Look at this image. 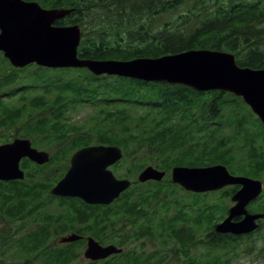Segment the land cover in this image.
Segmentation results:
<instances>
[{"label": "trees", "instance_id": "1", "mask_svg": "<svg viewBox=\"0 0 264 264\" xmlns=\"http://www.w3.org/2000/svg\"><path fill=\"white\" fill-rule=\"evenodd\" d=\"M39 1L54 7L74 8L58 23H79L84 27L79 46V56L83 58L133 59L158 57L192 48H210L235 53L239 65L264 68V0ZM49 69L39 67L35 77L38 85L44 84V97L33 99L35 94L30 95V90L35 88L36 83L22 82L14 86L24 87L16 103L7 102L4 98L16 92V89L9 91L10 88L6 87L15 80L14 76L7 73L0 77V124H5L7 128L17 127L14 129L16 134L21 129L37 133L42 142L57 148L47 164L35 163L32 166V162L26 160L25 163L32 168L26 171L24 180L0 181V226L5 227L1 230L10 232L7 226L16 224L17 231H20L26 228L28 222L34 226L20 238L15 231L3 236L0 246L7 245L35 255L29 260L30 264L35 261L40 264H168L167 254H162L164 248L147 251L145 242L140 243V248L123 247L129 240L132 242L160 235L165 237L163 240L166 239L164 245L170 240L178 243L173 247L178 250L179 264H200L201 261H204L202 264H230L239 251L236 248L227 253L213 251L212 248L225 239V235L219 233H216L220 236L219 240L215 238L210 243L212 247L206 251L205 260L198 261L191 255L193 247L208 242L200 234L205 232V223L211 221L210 212L222 205L205 202L204 197H200L203 194L196 193H192L196 197L193 202H179L175 195H169L176 194L177 189L182 187L171 180L166 186L163 184L165 180L155 186H146L148 182L136 180L135 187L118 199L119 209L116 203L90 206L79 198H62L72 202L80 200L86 208L95 210L87 223L81 226H74L79 221L77 212L50 215L44 206H37L33 194L26 193L34 186L32 182L30 186L26 182L28 177L39 176L38 181L44 182L47 187L54 185L62 176L60 171L68 165L67 156L76 148L94 141L118 144L126 150L127 157L145 152L154 161L163 158L155 165L168 171L175 164L198 166L224 163L233 168L231 164L241 152V145L249 152L246 156L248 160L244 163V160L240 161L238 169H233L261 177L260 171L264 170V137L254 133L250 144L248 141L241 144L239 139L243 138L242 134L238 130L234 132L238 125L227 121L235 115H244L243 124L251 121L249 112L241 110L248 106L242 97L219 89L201 91L180 83L116 75L97 76L86 68H55L52 71H61L62 76L53 72V76L48 78L52 79V83L47 85L49 82L38 78H45L44 71ZM37 99L41 101L36 103ZM87 106L92 112L81 122L75 121L73 115ZM257 141L260 143L255 145ZM241 157L244 159L243 155ZM146 158H140L132 166L135 174L148 164ZM53 163L56 166L50 170ZM12 184H18V187L7 190L6 186ZM142 187L145 189L138 191ZM16 192L23 194L14 196ZM163 192L166 194L162 195ZM49 196L54 197L52 194ZM123 197L124 203L119 201ZM134 200L136 219L143 216L140 211L156 212L157 206L160 212L167 214L173 210V203L177 202L178 208L168 217H163L159 226H153L152 221L150 226H126ZM191 221L193 226H190ZM128 227L131 233L127 232ZM70 229L93 235L101 243L111 239L124 249L106 259L83 258L79 261L80 247L85 243L83 239L56 245L49 242L54 235ZM124 230L121 236L120 232ZM114 232L120 238H112ZM228 253L232 255L227 256Z\"/></svg>", "mask_w": 264, "mask_h": 264}, {"label": "water", "instance_id": "2", "mask_svg": "<svg viewBox=\"0 0 264 264\" xmlns=\"http://www.w3.org/2000/svg\"><path fill=\"white\" fill-rule=\"evenodd\" d=\"M72 8L46 9L37 1L0 0V50L17 66L36 61L49 67H86L96 75L111 74L143 80L180 83L197 90L220 89L241 96L264 123V68L241 66L230 51L192 48L159 57L133 59H94L78 55L82 38L80 24L53 25L71 13ZM124 155L117 145L85 146L75 151L71 166L53 186L51 193L77 196L89 203H111L132 183L118 178L109 166ZM28 157L40 164L50 160V154L32 146L28 138H16L0 144V180L25 178L21 160ZM166 171L154 165L146 166L138 175L140 181L162 180ZM172 181L187 190L206 192L226 185L240 184L233 195L236 204L220 222L218 232L248 233L258 228L257 219L264 213H249L247 204L264 190L261 179L233 174L223 163L207 166L176 165ZM245 215L240 221L235 216ZM83 235L71 232L61 236L60 242H73ZM123 249L116 244H102L93 236L87 237L84 255L98 260Z\"/></svg>", "mask_w": 264, "mask_h": 264}, {"label": "rangeland", "instance_id": "3", "mask_svg": "<svg viewBox=\"0 0 264 264\" xmlns=\"http://www.w3.org/2000/svg\"><path fill=\"white\" fill-rule=\"evenodd\" d=\"M2 60V61H1ZM0 76H2L3 74H6L7 72H11V64L8 63V61L3 60V57L0 55ZM18 73L20 74H25V75H29L30 77H32L34 75L35 72V67L34 66H27L23 69L17 70ZM53 72L56 76H62V72L58 71V70H46L44 71L45 74V78H41L39 77L38 80H44L49 82L47 85H50L52 82V79H48L51 76H53ZM68 75V73L66 74ZM31 80V79H29ZM27 80V81H29ZM37 81V80H36ZM19 82H24V81H18L15 80L13 82V84H11L10 86L13 87L15 86V84L19 83ZM38 82V81H37ZM51 82V83H50ZM38 85V84H36ZM44 85L40 84L38 86H36V94L34 97H39L42 96L44 97V94L46 92H44L43 88ZM20 95V90L17 92V96H14L13 98L16 99L18 98V96ZM50 97H52V95H49ZM41 101V99H37L36 103ZM15 102V101H12ZM33 102V101H32ZM34 103V102H33ZM248 107V108H247ZM247 107H242V112H249V116L251 121H247L245 124H243L244 121V115H235L232 116V118H227L228 122H234L236 125H238V127H236V130L234 129V132H236L237 130L242 134L241 136H243V138L239 139V142L242 144L244 142H249V144L252 142L251 139L254 137V133H260V137L263 138L264 137V126H262V122L260 120V118L257 117V115L255 113H253L252 110H250L249 106ZM249 109V110H248ZM92 112L91 107L87 106L86 108H84L83 110H80V112H78L76 115H73V119L75 121H79L82 120L88 113ZM28 115V114H27ZM33 115L34 117L37 116L35 109L33 110ZM27 117V116H26ZM33 121V120H32ZM240 121V123L238 122ZM242 122V123H241ZM17 127L12 126L10 128H7L5 124H0V143L3 142H7L9 140H13L15 137H29L32 139L33 141V145L40 148V149H45L48 150L51 154H53L56 151V147L54 145H51L49 143H44L41 141V136L37 133L33 134V133H27L24 129H21L20 132L18 134H16V132L14 133V129H16ZM231 130V128H230ZM13 133V134H12ZM31 135V136H30ZM239 137V136H238ZM247 142V143H248ZM260 141L256 142L255 145L259 144ZM93 144H97V142L94 141ZM241 148V152L237 151L239 153L238 157H235V161L233 164H231L233 166V168L238 169V164L240 161L247 162L248 158L246 157L249 152L240 145ZM260 149V148H259ZM74 152V150H73ZM69 154L66 158V163L68 164L66 168H64V170L59 174L62 173V176L60 178H62L64 176V174L66 173V171L68 170L69 166H70V157L72 155V153ZM235 153V152H234ZM243 155L244 159H240L242 158L241 156ZM147 157V161L145 166L152 164L155 165V162H157L158 160H162L163 158H159L157 159L156 157H154V159H152L148 154H146L145 152H143L142 154H138V155H131L128 158H124L123 160H121V162L119 161L118 163H116L114 166H112V169L114 170V172L116 173V175H118L119 177H131L133 179H136V177H138V174L140 172V170H138L135 174V170H131L132 166L135 165V162L137 160H139L142 157ZM149 156V158H148ZM239 158V160H238ZM247 158V159H245ZM238 160V161H236ZM29 163H23L22 162V168L25 171H31L32 166L35 165V163L32 162V166H28ZM56 166L55 163L50 165V170L53 169ZM144 166V167H145ZM156 166V165H155ZM143 167V168H144ZM142 168V169H143ZM172 168V167H171ZM170 168V170H171ZM233 168L230 167V170L232 172H240L239 170H234ZM167 170V169H165ZM131 171L130 176H128V172ZM167 172L169 173V171L167 170ZM261 177H259L260 179L264 180V170H261ZM136 175V176H135ZM59 178V179H60ZM58 179V180H59ZM39 176H31L28 177V181L26 182V185L30 186V182H32V190H26L27 195H29L30 193L33 194L32 197H34L35 199V203L37 206H44L46 208V211L50 214V215H55L56 213H62V212H69V211H74L77 212V218L79 219V221L74 223V226H81L83 224H86L88 221V218L90 216H92V211H95L93 209H89L86 208L82 202L79 200L77 201H67V200H63L66 197H50L49 194L50 193V189L53 186H49L47 187L45 185L44 182H39ZM171 180L170 176L167 177L164 181V186L167 185L168 181ZM157 181L155 180H150L148 181V183L146 184V186L150 185V186H155V185H160L161 181H158V183L156 184ZM56 183V182H55ZM18 184H12V185H7L6 189L10 190V189H15L17 188ZM20 185V184H19ZM162 185V184H161ZM145 186V187H146ZM233 187V186H231ZM234 188V187H233ZM145 188H140L138 191H142ZM230 191H233L230 187H225L224 189L221 190H217V191H213V192H208L205 193L203 195H201L200 197L205 199V202L211 203L214 206L218 203L220 204V206L222 205V207H220L219 209H215L213 212H210V217L209 219L211 220L210 222L205 223L204 226L205 227V232H203V234L200 236H204V239H207L208 242L204 243V244H199L198 247H193V250L191 252V255L194 258H197L198 261L200 260H205L206 259V251H208L212 245L210 244L211 242L215 241V238H217L219 240L220 236L216 235V225L219 224L222 219L228 214L229 212V208L232 204V201L230 199L231 194H228ZM166 192V191H165ZM163 192L162 195H165L166 193ZM135 193V191H134ZM232 193V192H231ZM22 193H18L16 192L14 194V196H18V195H22ZM175 195V197L178 198L179 202H193L196 197L194 196V194L189 193L187 191H185V189H177L176 194H171L169 195V197ZM125 197V196H124ZM124 197L119 200L122 203H124ZM63 198V199H62ZM44 201H43V200ZM42 200V201H40ZM46 201V202H45ZM118 201V200H117ZM116 201V208L119 209L118 204ZM178 203L175 202L173 203L172 209L169 211V214L171 215V213H174L176 211V209L178 207H176ZM102 206V205H101ZM71 207L74 209L72 210ZM255 207L258 208H264V198H262L258 203L255 204ZM159 206H157V211L154 212L152 210H142V212L140 211L141 215L138 219H136V200L131 202V206L129 210L130 216L128 217V223L126 226H150V222L152 221L153 223H151L153 226H159L161 223V219L164 217H168L169 214L167 213H163V211L160 212V209H158ZM223 215V216H222ZM117 217H118V213H117ZM193 222L191 221L190 226H193L192 224ZM28 225L25 226L26 228L21 229L20 231H17V226L16 224H12L13 226H7L9 227L8 229L10 230V232H4L1 229L5 228L4 226H0V240H2L3 236H7L11 233H13V231L17 232V236L18 238L22 237L24 233L27 232V229L30 228H34V226L28 222ZM116 226H119L118 224ZM128 233H131V229L130 227L126 228ZM124 230L123 232H120L121 236L125 233ZM74 229H70L68 232L66 233H62V234H58V236H53L51 238V240H49L50 245L51 244H60L59 243V238L67 233L73 232ZM209 231V232H208ZM221 234V233H220ZM86 236L90 235V234H85ZM120 238V235L116 232H114V237L112 238ZM230 237V238H227ZM163 236L160 235H155V237L152 238H141L140 240H135L132 242H129L124 244L123 247L127 248V247H138L140 248V243L145 242V249L147 251H152L156 248H164L162 249V254H167L168 256V264H179L181 261L177 259L179 253L178 250H176L173 246L178 244L176 241H172L170 240L167 244H163L165 243L163 240ZM225 239L220 240L221 242L219 244H217L216 246H214L212 248L213 251H222L224 253H227L228 251L236 248L239 251V255L235 258H232L230 261V264H264V224L262 225L261 229L259 231H257L255 234L249 235V236H244V237H234V236H228V234H225L224 236ZM111 240V239H110ZM106 241L104 242L106 243H116V242H111V241ZM163 240V241H162ZM226 240V241H225ZM233 243V244H232ZM117 244V243H116ZM211 245V246H210ZM234 246V247H233ZM85 247H86V243L80 247V253L81 255L79 256V261L84 258V251H85ZM231 253H228L227 256H231ZM35 255L33 254H27L25 252H22L16 248H9L7 247V245H1L0 246V264H30V259L34 258ZM182 257V256H181ZM204 261H201L200 264H202ZM77 263H79L77 261ZM32 264H40L38 261H35V263ZM167 264V263H166Z\"/></svg>", "mask_w": 264, "mask_h": 264}, {"label": "flooded vegetation", "instance_id": "4", "mask_svg": "<svg viewBox=\"0 0 264 264\" xmlns=\"http://www.w3.org/2000/svg\"><path fill=\"white\" fill-rule=\"evenodd\" d=\"M27 1H33V0H27ZM41 4L44 6V7H47V8H50L51 6H47V5H51V4H49L48 2H41ZM0 32H1V29H0ZM0 55L3 57V60H6V61H8V63L9 64H11V72H10V74L12 73V75L14 76V78H15V80H18V81H24V82H28V83H31V84H34V83H36V80H37V78H35L37 75H36V72L39 70V67H40V64L38 63V62H36V61H32V62H29V63H27L26 65H24V66H17V65H15V64H13L12 63V61H11V59L9 58V57H7L6 56V54H5V50H3V49H1L0 50ZM2 61V60H1ZM1 64V63H0ZM29 65H31V66H34L35 67V72H34V74L35 75H33L32 77H30L29 75L27 76V75H25V74H20V73H18V71L17 70H20V69H23V68H25V67H27V66H29ZM3 76V75H2ZM1 77V76H0ZM24 77V78H23ZM35 78V79H34ZM29 79H31V80H29ZM15 80H13V81H11L9 84H7L6 85V87L7 88H10L9 89V91L11 90V89H16V92L13 94V96H8V95H5L4 96V98L6 99V100H18V98L20 97V95L18 96V98H16V99H14L13 97L14 96H17V92L20 90V93L22 92L21 91V89H24V87L23 86H19V88L18 87H15L14 88V86L13 87H11L10 85L11 84H13V82L15 81ZM27 80H29V81H27ZM36 84H38V82L36 83ZM35 84V85H36ZM36 86H38V85H36ZM36 86H35V88L34 89H31L30 91H31V94L30 95H33V94H36V92H35V90H37L36 89ZM35 96V95H34ZM10 98V99H9ZM35 97H33V99H34ZM32 99V100H33ZM236 189H232L233 191H230L228 194H231V196H230V199H231V201H232V204H231V206H230V208L233 206V205H235L236 204V202L235 201H233L232 200V197H233V195L237 192V190L240 188V185H236V187H235ZM232 192V193H231ZM260 201V199H256V200H252L248 205H247V208H248V210H249V212L250 213H255V212H258V211H261L258 207H255V204L256 203H258ZM229 208V209H230ZM227 215H229V212H228V214ZM227 215L225 216V217H227ZM224 217V218H225ZM223 218V219H224ZM244 218V216L243 215H239V216H235L234 218H233V220L234 221H239V220H241V219H243ZM259 223H260V226L263 224V221L262 220H260L259 219ZM251 234H253V232L252 233H249V234H245V235H241V236H247V235H251Z\"/></svg>", "mask_w": 264, "mask_h": 264}]
</instances>
